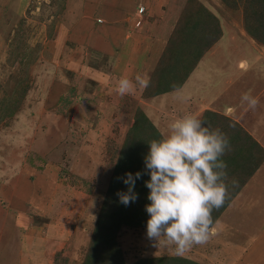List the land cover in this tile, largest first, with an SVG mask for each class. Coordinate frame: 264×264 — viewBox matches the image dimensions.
<instances>
[{
    "label": "rangeland",
    "instance_id": "374dc122",
    "mask_svg": "<svg viewBox=\"0 0 264 264\" xmlns=\"http://www.w3.org/2000/svg\"><path fill=\"white\" fill-rule=\"evenodd\" d=\"M192 1L191 8H202L200 2ZM209 3L221 20L224 18L233 27L222 31L226 37L222 43L224 53L217 58L223 60L232 47L231 55L226 56L230 63H222L225 74L231 70L225 71L224 67H231L232 59L244 52L264 56V43L254 40L245 28L248 19H253L254 10L257 12L251 0ZM132 9L130 0H0V191L3 185L16 184L23 195L22 204L17 205L20 198L13 196V190L12 197L7 189L8 194L0 195V221L7 220L2 209L16 208L12 215L16 224L31 223L23 229L22 237L24 253L29 249L30 254L21 264H36L51 252L54 264L85 263L102 201L130 140L131 126L142 109L147 113L154 107L151 100L144 101V92L123 97L116 92L121 78L134 80L137 74L151 78L155 73V68L139 69V65H134L133 56H138L144 36L139 38L141 44L136 45V51L131 43L124 44L125 31L137 32L143 17L128 14L129 27L114 32L115 25ZM150 48L142 45L144 53H152L149 58L155 57L157 54ZM254 59H250L247 72V61L239 66L245 70V77H250V83L264 74V58ZM112 60L117 69L110 63ZM215 61L205 58L201 69L219 68L221 62H216V66ZM259 81L261 85L262 79ZM250 83L238 91L256 95L259 85L249 88ZM194 93L186 88L171 101L182 103L184 97ZM209 95L213 98L209 97L206 105L218 108L226 101ZM202 108L197 116L204 112L203 104ZM174 112H149L148 118L159 132L166 134L167 125L180 118ZM48 185L52 189H47ZM36 194H42L43 199L40 201ZM40 202L44 205L40 206ZM224 216L234 223L216 229L208 243L192 247L183 256H200L197 259L204 264H264V208H230ZM45 220L54 222L50 237L60 231L56 238L58 247L49 251L44 249L43 240H36L34 245L27 241L28 236H38L34 226ZM7 235H12L11 230ZM115 239L118 251L111 247L109 254L119 256L124 264L175 255L172 248L153 246L146 236V227L123 225ZM99 254L107 260V250Z\"/></svg>",
    "mask_w": 264,
    "mask_h": 264
},
{
    "label": "crops",
    "instance_id": "0c3cea01",
    "mask_svg": "<svg viewBox=\"0 0 264 264\" xmlns=\"http://www.w3.org/2000/svg\"><path fill=\"white\" fill-rule=\"evenodd\" d=\"M190 1L191 0H133L132 2V0H130V2L134 5V9L128 10L127 12L129 13H125L124 17L122 13L121 17L123 18L122 20H120V24L115 25L116 28L114 32L117 33L127 28V25L129 23L128 20L131 19L130 16L128 17V14H131L132 17H143L144 22H141L140 28H138L137 32L129 30L125 31L126 36L124 44L131 43V46L133 47L132 49L135 51L137 47L136 45L141 44L139 38L141 36H144L145 38V40L143 39V44L138 46L140 48L138 56L132 55L134 65H139L137 66L139 69L146 67L154 69L157 67V65H159L160 58L162 57V54L165 51V48L167 47L176 26L182 18V13L190 4ZM197 1L202 3L205 8L210 10L217 17L220 22V28L222 31L225 32V30L228 31L230 30V28L233 29L232 24L230 25L228 22L225 23L224 18H222L221 20L219 15H217L210 8V0ZM140 6L144 7V11L142 13H139L138 11ZM125 32L123 33L124 35ZM229 34H231V32ZM224 36L225 34H223L222 37L206 51L197 67L186 79L182 87L156 96L147 97L145 98L146 100H144L152 101L155 108L151 107L152 109L150 108L149 112H155V114H158L161 111L166 115H171L170 112H172V110H176V112H174L175 114L173 115L179 117L186 114L196 115L198 113L197 115H199V111L203 110V108L200 109L203 104L205 109L204 112H201V115H204L207 110L216 112L221 115V117L219 118L221 120L216 123L215 128L221 130L230 139L232 151L222 157V159L227 163V165H233V169L229 170L233 171V173L228 174V180L226 181V183L228 184L229 198L226 200L224 206L221 207L222 211L217 219L214 231L216 229L218 230V228L229 225V223H234L227 216H224L225 212L230 208L239 211L250 208L261 211V209L264 208V74L259 79H262L261 85L259 80L255 81L254 83L252 80L250 83V77H245V73L252 63L250 59H254L256 57L254 59L255 62L261 60L262 58H264V56L259 54L258 52L252 53V51H249L247 53H243L242 51H240L243 53V55L241 57H238V54L237 57L241 60L237 61L239 59L236 57V59H232L231 67L229 65L227 67H224L225 71L231 70V73L225 74L222 70V63L224 61L229 62L228 59H226V56L227 54L231 55L233 50L231 47L228 53L226 51V56L223 58V60L217 59L222 52L224 53V45H222V43L226 39V37ZM240 36L243 35L241 34ZM228 37L230 38V36ZM148 39L150 40L147 41ZM234 44L237 45L236 41ZM142 45L145 49H148V46L152 48V46L154 45V47L152 49L150 48V50H152V52L156 53L157 55L155 57L149 58L152 53L150 51L148 53H144ZM235 52L238 53L237 51ZM207 57L215 59L216 61L213 62L215 65L216 62H221L219 68L217 67L215 69L206 70L201 69V64ZM114 61L115 60H112L110 61V63L113 64V68L117 69ZM244 61H247V65L246 63H244ZM240 64L241 66H244V64L247 66L245 68L246 72L243 69L240 70ZM205 74L206 76L208 75L207 78L201 76ZM199 76L200 78L198 79L197 77ZM249 83V88H254L255 85H259L257 94L253 95L258 98L259 101L255 109H249L247 105L241 104V97L244 93H240L238 89L245 85H248ZM186 88L193 90V92L195 93L187 97L186 100H182V103L174 104L171 100H173L175 95H179L180 91ZM209 94H215L221 100H231H229V102H224L223 100V102H221L219 107L217 108L216 105L205 104L209 97L213 98V96H210ZM142 110L146 113L144 109ZM149 112L146 113L148 117L150 114ZM202 117L203 116H201L200 118L202 119ZM241 128L242 132H240V137L239 135L237 136L239 132L231 133V131L235 129L241 131ZM161 133L165 134V132ZM233 179L238 182L235 186H232L231 184V181ZM27 181L29 182V177L27 178ZM11 183L13 184L14 182ZM2 187L3 191L1 189L0 195L8 194L7 192H5V190L7 189L9 191V196L12 197V191L10 190H13V196H19L18 198H20L19 201L15 202V205L22 204V189L18 190V186H16V184L12 186L3 185ZM48 188L52 189L50 185H48L47 189ZM25 194L28 193L26 192ZM36 196L41 197L40 201L43 199L42 194H36ZM41 205H44L43 202H40V206ZM60 206L61 205H59L57 208H59ZM15 209L16 208H5V210L2 209L4 215L6 214L5 216L7 217V220L4 223L0 221V256L2 257V259L0 260V264H18V261H20L21 264V260H24V258L26 259V255L30 254L29 249L27 253H24V245L22 243L23 231L26 230L28 224L27 222H23L25 224V226L22 225L23 227L16 224V218L14 219V217H12ZM64 209L65 208L63 207V210ZM10 210H12V212ZM30 224L31 223H29V226ZM53 224L54 222H52L51 224L47 220L41 222L38 225L35 224L34 228L37 229L36 232L38 236H34L33 238L28 236L27 241L31 244L33 243L34 245L37 244L36 240H43V247L45 245V250L49 251L55 249L56 247H58L57 244H59L56 243V238L57 235H59L60 231L56 234V237H50L49 235L53 236V234H50V231L53 230L54 227ZM3 225L8 229H4L2 227ZM8 230H11L12 235H7ZM51 253L48 255L44 254L41 257L40 262L36 264H54V257H52ZM8 254L12 255V257H9ZM199 257L200 256L194 257L193 255V257L191 258L198 260L197 258ZM198 261L202 262L201 260Z\"/></svg>",
    "mask_w": 264,
    "mask_h": 264
},
{
    "label": "clouds",
    "instance_id": "9594fccd",
    "mask_svg": "<svg viewBox=\"0 0 264 264\" xmlns=\"http://www.w3.org/2000/svg\"><path fill=\"white\" fill-rule=\"evenodd\" d=\"M150 83L146 74H137L134 80L121 78L116 92L121 97L135 95ZM258 103L251 92L241 97V104L249 109H255ZM167 129L160 139L148 142L149 151L144 157L145 170L150 175L145 181L150 201L145 205L149 214L146 236L153 246L172 248L176 256H183L216 235L217 221L212 213L229 198L227 163L222 157L232 151V145L225 133L211 128L195 114L173 120ZM141 176L137 171L121 177L127 191L117 196L124 206L138 199L134 189ZM237 183L235 179L231 181L232 186Z\"/></svg>",
    "mask_w": 264,
    "mask_h": 264
},
{
    "label": "trees",
    "instance_id": "16d2710c",
    "mask_svg": "<svg viewBox=\"0 0 264 264\" xmlns=\"http://www.w3.org/2000/svg\"><path fill=\"white\" fill-rule=\"evenodd\" d=\"M251 3L255 4L257 12L254 10L253 19H248L245 28L254 40L264 43V0H251ZM190 4H193L192 0ZM200 5L202 8H191L193 5H188L182 13V18L160 58L159 65L154 69L155 73L150 78V86L144 91L145 97L156 96L182 87L206 51L222 37L217 17L202 3ZM255 7L253 8L255 9ZM220 117L221 115L218 113L207 110L202 119L211 128L216 129L215 126L221 120ZM240 132H242V128L241 131L238 129L231 131V133H238L239 137L241 136ZM161 134L143 110L137 114L130 129V140L128 138L127 142H129L126 143L122 157L116 164L109 189L102 201L98 214V227L91 236L88 258L84 264H124L119 256L109 254L110 251H108V248L111 249V247L115 248L116 252L118 251L119 246L115 239L117 231L123 225L146 227L149 214L145 210V205L150 201L147 199L149 189L145 186V181L150 179V175L145 170L144 157L149 151L148 142L160 139ZM230 169H233L232 164L231 166L227 165L228 174L233 173V171H229ZM137 171L142 173L141 178L136 181L134 189L138 199L130 205L124 206L119 202L117 196L118 192L127 191V185L122 182L121 177H124L127 172L135 174ZM221 211V208L218 211H213L214 221H217ZM106 250L108 252L107 260H102L99 253ZM112 257L113 261H110ZM145 263L204 264L190 256L176 255L144 258L141 264Z\"/></svg>",
    "mask_w": 264,
    "mask_h": 264
},
{
    "label": "built area",
    "instance_id": "2783aa9c",
    "mask_svg": "<svg viewBox=\"0 0 264 264\" xmlns=\"http://www.w3.org/2000/svg\"><path fill=\"white\" fill-rule=\"evenodd\" d=\"M144 11V7L143 6H140L139 7V13H142Z\"/></svg>",
    "mask_w": 264,
    "mask_h": 264
}]
</instances>
